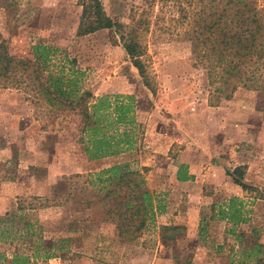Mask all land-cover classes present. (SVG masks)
<instances>
[{
    "label": "rangeland",
    "instance_id": "1",
    "mask_svg": "<svg viewBox=\"0 0 264 264\" xmlns=\"http://www.w3.org/2000/svg\"><path fill=\"white\" fill-rule=\"evenodd\" d=\"M257 1L264 8V0ZM101 2L111 17L133 16L149 24L144 73L122 44L112 43L108 30L78 36L80 0H0V44L19 60H32V47L39 44L59 48L56 64L66 55L83 72L85 89L95 97L108 96L113 104L109 121L101 118L100 128L114 121V106H133L128 117L134 123L118 129L131 133L134 144L128 151L134 156L123 157L126 151L118 155L119 164L103 167L135 164L132 170L142 173L171 213L150 219L138 238L119 236L115 217L106 214L114 195L104 200L89 176L106 167L95 171L96 162L87 153L94 146L84 132L82 107L52 106L38 97L36 74L29 69L17 74L12 88L0 87V264H8L14 252L37 255L40 240L43 247L59 244L62 250L36 264H264V91L240 88L229 100L217 94L206 69L193 59L191 43L179 33L188 27L178 24L180 9L173 0L167 6L162 0ZM164 132L178 140L171 156L195 157L203 175L218 167L228 182L227 170L242 167L251 189L241 187L244 194L235 196L226 194L224 184L205 183L197 203L173 184L174 196L155 191L158 182L170 183L173 169L165 159L143 166L142 152L152 150L154 139H148ZM104 133L105 128L94 137ZM233 197L243 202L245 224L213 218L218 217L213 205ZM170 223L180 229L174 231L175 241L166 242L161 228ZM257 245L262 246L259 252Z\"/></svg>",
    "mask_w": 264,
    "mask_h": 264
},
{
    "label": "trees",
    "instance_id": "2",
    "mask_svg": "<svg viewBox=\"0 0 264 264\" xmlns=\"http://www.w3.org/2000/svg\"><path fill=\"white\" fill-rule=\"evenodd\" d=\"M162 1L167 6L168 0ZM173 1L180 9L181 20L178 24L188 27L179 33L191 43L193 59L206 69L210 83L216 84L217 94L224 95L229 100L240 88L264 91V8L257 0ZM80 3L83 12L78 36L108 30L112 43L122 44L134 66L140 73H144L142 57L146 46L143 39L149 32V24L142 18L135 19L133 16H130V20L109 16L101 0H80ZM61 53L57 47L39 44L32 47V60H19L9 54L7 46L2 42L0 87L12 88L18 84V73L25 74L33 69L38 97L44 98L52 106L64 103L82 107V114L86 118L84 132L94 146V150L86 148L90 159L118 156L130 150L134 144L131 133H121L118 126L134 123L133 118L128 117L133 112L132 107L123 104L114 106V121L110 119L105 127L100 128L101 118L103 122L109 121L108 117L112 113L109 111L113 104L108 102V96L95 97L85 89L83 72L75 68V62L66 55L56 64L55 59ZM104 128L102 137H94L98 131L103 132ZM109 129L113 131L111 135L107 134ZM134 166L135 164L130 163L120 164L89 175L92 185L98 184V194L104 193V200L107 201L114 195L116 201L113 199L111 209L106 214L115 217L113 219L116 220L120 237L132 239L141 235L150 219L165 212L162 202L149 188L142 173L132 170ZM227 175L244 190L251 189L244 182L245 172L242 167L233 172L227 170ZM81 176L82 174H76L75 177ZM177 178L181 182L193 178L188 175L187 165L179 167ZM215 208H218V217H213L214 219L228 221L233 225L248 222L243 202L238 198L233 197L219 205L215 204L212 210L216 211ZM179 229L178 226H162V240L175 241L178 232L174 231ZM43 245L45 242L40 240L36 249L38 254L35 256L14 252L11 259L7 260L8 264H36L34 260L57 257L53 250H59V244H52L51 248ZM255 249L259 252L262 246L257 245ZM61 250L62 248L59 251ZM259 263L262 261L259 260Z\"/></svg>",
    "mask_w": 264,
    "mask_h": 264
},
{
    "label": "crops",
    "instance_id": "3",
    "mask_svg": "<svg viewBox=\"0 0 264 264\" xmlns=\"http://www.w3.org/2000/svg\"><path fill=\"white\" fill-rule=\"evenodd\" d=\"M107 93H110V92H107ZM131 107H132L131 109L133 110L134 109L133 106ZM149 115L150 113H148V116ZM149 122L152 123L153 121L151 120ZM125 131L126 130L124 129L123 132ZM152 139H154V141L149 142L150 144H152L150 146L152 147V150L148 152H142L144 153V158L142 157V165L145 167H152L154 162H158L159 159H162V160L165 159L166 161H170V165L172 166V169H173V172L170 175L171 177L169 179L170 183L167 184V179L166 181L164 180L163 182H158L155 186H152V188L155 191H160V190L168 191L169 194H172L174 193V190H175L172 188L173 186L180 187V189L187 192L186 193L187 197L191 200V202H194V203H197L200 199H202L204 195V184L205 183L210 184V185H215V186H221L222 184H224L222 188L226 191V194L227 193L232 194V192H234L235 196H242L244 194L243 193L244 191L240 186L236 185L233 181L229 180L228 182L227 180L228 178L226 179V171L224 172V170L218 169V167L211 166V168H209L208 171L205 172L203 175V171L200 170V167L198 166V162L195 159V157L193 158V156H189L187 153L181 156L179 155L176 156V154H173L171 156L170 153L173 152L172 151L173 146L175 145V143H178L177 139L176 140L173 139L171 132L170 134L169 132H164L163 134L155 133L153 135V138L148 139V141ZM164 143L167 144L166 147H164ZM186 147L187 149L185 151L188 152V146ZM145 149H149V148H145ZM131 152L133 151H128V153H124L123 157H125L126 154H130ZM128 156L132 157L134 155L130 154ZM118 159H119V156L118 157L110 156V157H105L102 159L95 160L96 162L95 165L97 167L95 171L104 169L105 167L107 169L108 165H104L103 167V164L116 163L119 161ZM97 163H102L101 165L102 168H99ZM181 165L188 166L189 168L188 175L193 177L191 180L184 181V182L178 181L177 173ZM84 171L85 172L94 171V167H92L91 170L85 169ZM84 171L76 170L73 173H82ZM170 196H174V195L172 194ZM170 211L171 210H168L164 214L169 215L171 213ZM170 225H172V223H170Z\"/></svg>",
    "mask_w": 264,
    "mask_h": 264
}]
</instances>
